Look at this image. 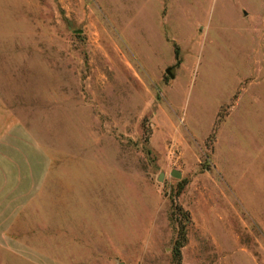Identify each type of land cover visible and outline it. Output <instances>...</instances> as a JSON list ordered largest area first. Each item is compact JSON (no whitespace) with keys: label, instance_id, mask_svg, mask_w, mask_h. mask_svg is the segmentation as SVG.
Masks as SVG:
<instances>
[{"label":"rangeland","instance_id":"rangeland-1","mask_svg":"<svg viewBox=\"0 0 264 264\" xmlns=\"http://www.w3.org/2000/svg\"><path fill=\"white\" fill-rule=\"evenodd\" d=\"M0 264H264V0H0Z\"/></svg>","mask_w":264,"mask_h":264},{"label":"trees","instance_id":"trees-1","mask_svg":"<svg viewBox=\"0 0 264 264\" xmlns=\"http://www.w3.org/2000/svg\"><path fill=\"white\" fill-rule=\"evenodd\" d=\"M182 239H183V234L182 232L180 233V235L178 237H176V239H174V250L177 251L178 248L182 245Z\"/></svg>","mask_w":264,"mask_h":264},{"label":"water","instance_id":"water-1","mask_svg":"<svg viewBox=\"0 0 264 264\" xmlns=\"http://www.w3.org/2000/svg\"><path fill=\"white\" fill-rule=\"evenodd\" d=\"M170 174H171L172 176H175V177H178V176H179V172H177V171L174 170V169H172V170L170 171ZM161 176H162V172H159L157 178L160 179Z\"/></svg>","mask_w":264,"mask_h":264}]
</instances>
